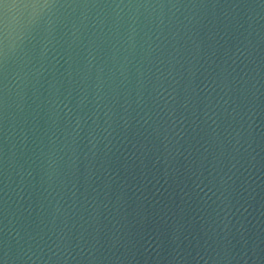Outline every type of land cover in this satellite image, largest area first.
<instances>
[{"label": "water", "instance_id": "95a60500", "mask_svg": "<svg viewBox=\"0 0 264 264\" xmlns=\"http://www.w3.org/2000/svg\"><path fill=\"white\" fill-rule=\"evenodd\" d=\"M0 264H264V0H0Z\"/></svg>", "mask_w": 264, "mask_h": 264}]
</instances>
